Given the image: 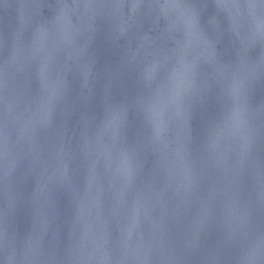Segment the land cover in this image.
<instances>
[{"label": "water", "instance_id": "95a60500", "mask_svg": "<svg viewBox=\"0 0 264 264\" xmlns=\"http://www.w3.org/2000/svg\"><path fill=\"white\" fill-rule=\"evenodd\" d=\"M136 3L0 0V264H264V0Z\"/></svg>", "mask_w": 264, "mask_h": 264}, {"label": "snow or ice", "instance_id": "6c2138e0", "mask_svg": "<svg viewBox=\"0 0 264 264\" xmlns=\"http://www.w3.org/2000/svg\"><path fill=\"white\" fill-rule=\"evenodd\" d=\"M140 0H137V3L134 6H138ZM167 2V0H166ZM172 2L178 7H188L191 8L194 4H199L201 6H208L209 4H213L216 8H222L225 4V0H172ZM216 23L217 27H219L217 21L214 19L212 21ZM199 20L196 17H193L192 26L198 27ZM179 99V97H177Z\"/></svg>", "mask_w": 264, "mask_h": 264}]
</instances>
